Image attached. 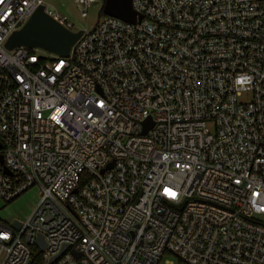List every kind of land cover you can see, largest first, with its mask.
I'll return each mask as SVG.
<instances>
[{
  "label": "built area",
  "instance_id": "built-area-1",
  "mask_svg": "<svg viewBox=\"0 0 264 264\" xmlns=\"http://www.w3.org/2000/svg\"><path fill=\"white\" fill-rule=\"evenodd\" d=\"M73 1L67 57L7 50L40 6L78 31L0 2V198L39 192L0 264H264V0Z\"/></svg>",
  "mask_w": 264,
  "mask_h": 264
},
{
  "label": "water",
  "instance_id": "water-1",
  "mask_svg": "<svg viewBox=\"0 0 264 264\" xmlns=\"http://www.w3.org/2000/svg\"><path fill=\"white\" fill-rule=\"evenodd\" d=\"M104 3L103 13L107 16L117 18L126 23L134 24L137 20V15L132 9L131 0H101ZM140 20V18H138ZM82 31L72 32L54 19L46 15L44 6H40L30 16L21 29L13 32L5 43L7 50L14 48L25 47L29 49H40L46 53L53 54L59 57H67L72 46L78 41ZM152 127V122L147 120L144 123L142 134ZM2 157L0 156V164ZM112 163L105 170L111 169ZM3 172L11 176V172L4 168ZM13 228L18 229L19 223L14 222ZM37 243L44 249V242L41 236H38Z\"/></svg>",
  "mask_w": 264,
  "mask_h": 264
},
{
  "label": "rangeland",
  "instance_id": "rangeland-1",
  "mask_svg": "<svg viewBox=\"0 0 264 264\" xmlns=\"http://www.w3.org/2000/svg\"><path fill=\"white\" fill-rule=\"evenodd\" d=\"M49 10L64 16L73 25L75 31L91 29L98 17L101 2L93 3L87 11V17L81 18L73 0H43ZM39 199L36 187L28 189L15 200L6 203L0 198V221L5 224L24 221L35 209ZM169 260L176 264L173 256Z\"/></svg>",
  "mask_w": 264,
  "mask_h": 264
},
{
  "label": "snow or ice",
  "instance_id": "snow-or-ice-1",
  "mask_svg": "<svg viewBox=\"0 0 264 264\" xmlns=\"http://www.w3.org/2000/svg\"><path fill=\"white\" fill-rule=\"evenodd\" d=\"M0 2H2V0H0ZM53 118L55 119V117H53ZM165 193L168 195H172V196L175 195L174 193H170L168 189H165Z\"/></svg>",
  "mask_w": 264,
  "mask_h": 264
}]
</instances>
